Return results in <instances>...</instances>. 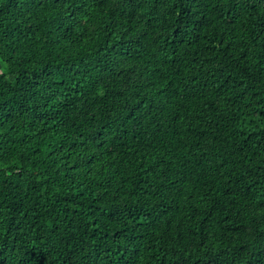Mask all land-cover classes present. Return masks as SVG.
<instances>
[{"label":"trees","instance_id":"trees-1","mask_svg":"<svg viewBox=\"0 0 264 264\" xmlns=\"http://www.w3.org/2000/svg\"><path fill=\"white\" fill-rule=\"evenodd\" d=\"M0 264H264V0H0Z\"/></svg>","mask_w":264,"mask_h":264}]
</instances>
